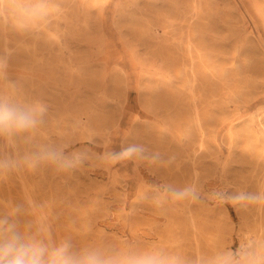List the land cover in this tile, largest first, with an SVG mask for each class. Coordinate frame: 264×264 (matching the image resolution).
Segmentation results:
<instances>
[{
	"label": "rangeland",
	"instance_id": "rangeland-1",
	"mask_svg": "<svg viewBox=\"0 0 264 264\" xmlns=\"http://www.w3.org/2000/svg\"><path fill=\"white\" fill-rule=\"evenodd\" d=\"M25 2L42 16L23 33L0 25V90L10 81L48 114L20 153L56 143L89 159L0 179V214L22 204V225L43 217L77 247H158L189 261L264 246V205L211 196L264 188V0ZM129 144L159 162L98 159ZM169 184L194 185L199 199L157 190Z\"/></svg>",
	"mask_w": 264,
	"mask_h": 264
},
{
	"label": "clouds",
	"instance_id": "clouds-1",
	"mask_svg": "<svg viewBox=\"0 0 264 264\" xmlns=\"http://www.w3.org/2000/svg\"><path fill=\"white\" fill-rule=\"evenodd\" d=\"M41 16L25 0H0V25L17 32H27ZM6 68L7 61L0 58V77ZM47 114L45 103L19 95L14 83L9 81L0 90V139L14 151L12 155L0 156V179L24 170L35 173L44 167L70 172L89 159L87 150L66 153L68 145L56 143L39 144L21 155L20 143L30 141L31 134L45 123ZM98 159L106 164L121 161L156 164L160 157L150 153L142 144H129L120 152H105ZM157 190L172 200L199 199L194 185L176 187L169 184ZM211 196L239 205H264V188L255 192L216 191ZM23 212L22 204H9L8 210L0 214V264H264V246L252 244L191 261L158 247L139 250L99 245L77 247L71 237L54 238L43 218L38 219L35 225H22L20 217Z\"/></svg>",
	"mask_w": 264,
	"mask_h": 264
},
{
	"label": "bare ground",
	"instance_id": "bare-ground-1",
	"mask_svg": "<svg viewBox=\"0 0 264 264\" xmlns=\"http://www.w3.org/2000/svg\"><path fill=\"white\" fill-rule=\"evenodd\" d=\"M3 90V89H2ZM20 147V146H19ZM27 181V180H26ZM24 187V186H23ZM28 187H30L29 185H28ZM27 192V191H26ZM28 196H29V194H28ZM7 199V198H6ZM30 200V201H29ZM28 201L30 202V204H32L33 206H35V203L36 202H34L33 201V199L30 197V199H29ZM11 201H12V199H11ZM9 203H11V202H9ZM33 206H32V212H33ZM30 211V210H29ZM34 213V212H33ZM38 214V213H37ZM41 218H43V217H40L39 219H41ZM43 221H44V223L46 224V225H48V226H50V224H49V222L48 223H46V219H44L43 218ZM51 228V227H50ZM90 231V230H89Z\"/></svg>",
	"mask_w": 264,
	"mask_h": 264
}]
</instances>
